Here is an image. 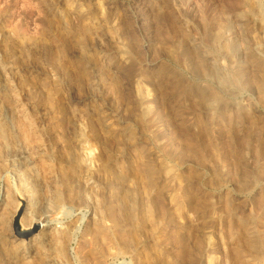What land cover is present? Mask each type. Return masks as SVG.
<instances>
[{"label": "rangeland", "instance_id": "rangeland-1", "mask_svg": "<svg viewBox=\"0 0 264 264\" xmlns=\"http://www.w3.org/2000/svg\"><path fill=\"white\" fill-rule=\"evenodd\" d=\"M0 264H264V0H0Z\"/></svg>", "mask_w": 264, "mask_h": 264}, {"label": "bare ground", "instance_id": "bare-ground-1", "mask_svg": "<svg viewBox=\"0 0 264 264\" xmlns=\"http://www.w3.org/2000/svg\"><path fill=\"white\" fill-rule=\"evenodd\" d=\"M33 223L38 224V226H39L40 228H43V227L46 225L45 221H44L43 219H41V218H39L38 220L34 221ZM247 241H249V239H248ZM246 243H247V242H246ZM250 246H251L250 248L253 247L252 244H251ZM256 248H257V247H256Z\"/></svg>", "mask_w": 264, "mask_h": 264}]
</instances>
